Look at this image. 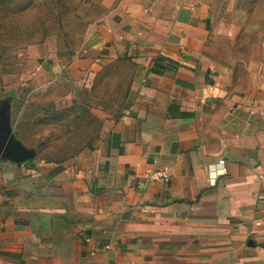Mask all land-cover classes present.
I'll return each instance as SVG.
<instances>
[{
    "label": "crops",
    "instance_id": "0c3cea01",
    "mask_svg": "<svg viewBox=\"0 0 264 264\" xmlns=\"http://www.w3.org/2000/svg\"><path fill=\"white\" fill-rule=\"evenodd\" d=\"M89 40L48 74L130 65L127 103L70 164L0 160V264H264V0H115Z\"/></svg>",
    "mask_w": 264,
    "mask_h": 264
},
{
    "label": "rangeland",
    "instance_id": "374dc122",
    "mask_svg": "<svg viewBox=\"0 0 264 264\" xmlns=\"http://www.w3.org/2000/svg\"><path fill=\"white\" fill-rule=\"evenodd\" d=\"M115 0H0V114L32 160L67 165L91 150L127 103L130 65H111L78 96L44 61L71 63ZM50 76V77H49Z\"/></svg>",
    "mask_w": 264,
    "mask_h": 264
},
{
    "label": "water",
    "instance_id": "95a60500",
    "mask_svg": "<svg viewBox=\"0 0 264 264\" xmlns=\"http://www.w3.org/2000/svg\"><path fill=\"white\" fill-rule=\"evenodd\" d=\"M33 151L27 149L12 133L6 112L0 114V160L23 163L34 158Z\"/></svg>",
    "mask_w": 264,
    "mask_h": 264
},
{
    "label": "built area",
    "instance_id": "2783aa9c",
    "mask_svg": "<svg viewBox=\"0 0 264 264\" xmlns=\"http://www.w3.org/2000/svg\"><path fill=\"white\" fill-rule=\"evenodd\" d=\"M220 164H224V161H221ZM166 178H168V175L164 171L155 172L151 176L153 181H160ZM257 225H260V222H258Z\"/></svg>",
    "mask_w": 264,
    "mask_h": 264
}]
</instances>
